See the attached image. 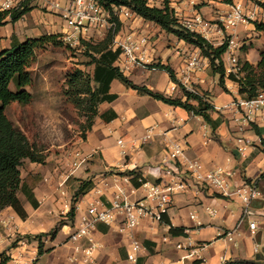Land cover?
I'll use <instances>...</instances> for the list:
<instances>
[{
	"label": "crops",
	"instance_id": "crops-1",
	"mask_svg": "<svg viewBox=\"0 0 264 264\" xmlns=\"http://www.w3.org/2000/svg\"><path fill=\"white\" fill-rule=\"evenodd\" d=\"M68 1L50 0L46 4L49 8L54 4L63 7ZM260 1L264 3V0ZM238 2L248 7L252 4L249 0H232L231 3L226 0H170L171 7L182 22L194 18L196 14L215 22ZM34 12L14 24L0 27V50L10 48L14 35L20 41L42 36L37 33L44 30L43 23L47 27L50 21H56L54 27L60 31L57 33L70 32L60 10L54 9L59 15L56 20H51L48 14L44 18ZM133 17L145 28L131 33L126 27L118 36H123L121 39L128 35L144 37L149 32L148 58L154 64L170 66L177 80L182 82L187 61L200 50L168 35L152 23ZM95 33L97 37L102 35L95 29H89L83 37L88 35L92 38ZM235 34L240 43L233 56L239 63L248 61L257 66L261 60L259 50L263 48L258 46L256 38L262 36L264 39V34L256 31L254 24L240 25ZM213 36L215 38L209 41L216 47L221 46L222 42H215L222 39L220 34L214 32ZM223 60L227 66V54ZM206 65L205 71L193 74L191 84L204 93L215 108L212 118L220 121L215 130L200 116L139 95L114 81L112 92L119 98L99 107V116L86 140L76 143L71 151L66 150L64 145L58 146L57 149L61 150L44 155L42 164L25 160L21 168L22 179L32 185L40 206L34 209L26 196L20 194L19 199L28 213L26 220H22L12 208L0 213V254L9 258L6 264H227L251 262L258 256L259 246L264 241L262 198L253 203L251 221L257 224L253 234L248 222H240L243 210L240 200L225 198L214 189L198 184L184 167L189 162H199L204 167L203 174L221 168L231 175L233 186H262L263 190L259 189L264 193V179H261L264 174V108L256 113L250 124H242L241 112L235 104L245 98L239 95L238 85L226 79L225 87H222L217 81L219 75L212 72L208 59ZM121 69L137 85L147 86L168 97L182 96L180 88L172 94L171 88L176 84L165 71L158 70V81L139 84L134 76L137 68L128 64L127 71L123 65ZM148 74L151 75L152 71L149 70ZM26 90L33 96L28 87ZM108 111L118 116L109 123L101 118ZM239 125L243 128L239 129ZM147 135H150L149 139H146ZM173 143H180L184 154L178 163L169 164L168 149ZM76 150L86 157V161L70 175V155ZM133 170L147 182L162 187L185 184V189H178L173 195L166 214L170 224L149 218L140 223L135 238L142 249L136 262L128 259L129 252L132 253L131 241L118 233L120 218L112 226L98 224L80 243L71 242L70 236L97 197L96 191L100 192L98 196H102L106 205L118 189L123 190L129 201L145 198L142 188H134L130 177L120 175ZM88 179L93 180L94 188L77 198L75 218L69 219L70 211L65 206L75 202L74 194L79 187L77 180ZM249 180L250 183L247 182ZM171 227L185 229V235L172 236ZM53 232L54 237L50 235ZM232 233L233 240L228 237ZM37 235H44V249L49 250L42 256L38 254ZM93 245L95 247L91 249Z\"/></svg>",
	"mask_w": 264,
	"mask_h": 264
},
{
	"label": "trees",
	"instance_id": "trees-1",
	"mask_svg": "<svg viewBox=\"0 0 264 264\" xmlns=\"http://www.w3.org/2000/svg\"><path fill=\"white\" fill-rule=\"evenodd\" d=\"M30 1L25 0L19 9L11 13L0 11V27L8 23L14 24L28 14L31 11ZM226 1L228 3L232 2V0ZM249 1H253L264 9V3L258 0ZM96 2L113 17L115 10L126 8L133 16L160 27L168 35L174 36L179 41L200 50L201 55L208 59L212 72L219 75L220 85L225 87L226 79L232 81L238 85L239 95L242 98L253 99L261 91H264V51L260 54L261 60L257 66L248 61H240V73L238 75H228L223 60L228 49L227 43L216 47L200 34L188 30L178 18L175 9L171 7L170 0H164L163 5L160 7L151 5L149 0H96ZM116 23V33H118L122 24L118 19H116ZM254 26L256 31L264 33V23L255 22ZM60 37L58 34H46L38 38H28L25 41H20L14 35L10 48L0 50V213L7 208H12L22 220L28 218V213L19 199L20 194L26 196L34 209H38L40 204L34 194L32 185L22 179L21 168L25 160L42 164L45 157L35 149L25 134L19 131L9 119L6 109L16 102L27 104L31 101L32 95L26 90L33 82L30 67L37 58V52L47 44L57 45ZM79 49L88 62L78 65L67 74L63 97L67 103L78 109L85 117L86 134L93 129L95 119L99 116V107L104 103H112L119 98L118 94L112 92L114 81L120 82L139 95L152 97L167 105L182 108L195 116H200L214 130L220 124L219 120L212 118L215 108L205 99L206 95L202 92V94H196L188 91L180 84L175 71L168 65L159 63L150 67L167 72L172 81L180 87L181 97H168L163 93L149 89L147 86L137 85L130 80L118 65L122 50L115 46L113 34H108L102 40L81 38ZM81 67H91L92 70L87 72ZM117 117V114L113 111L101 115L103 121L107 123ZM86 138L87 135L84 136V140ZM120 175L130 177V182L136 189L141 188L147 182L141 174L134 170ZM139 179H142V182ZM261 179H264V174ZM77 181L79 187L74 194L75 200L94 188L92 179ZM247 182L250 183L251 181ZM257 184L259 185L258 182ZM68 216L69 219L75 218L74 209L69 212ZM162 222L170 224L166 215L163 216ZM170 234L172 236H182L185 235V229L171 227ZM50 235L54 237L55 232ZM43 237L44 235L35 236L39 240V256L49 251L44 249ZM0 259L1 264H6L9 261V258L4 254H0ZM227 264L253 263L238 261Z\"/></svg>",
	"mask_w": 264,
	"mask_h": 264
},
{
	"label": "built area",
	"instance_id": "built-area-1",
	"mask_svg": "<svg viewBox=\"0 0 264 264\" xmlns=\"http://www.w3.org/2000/svg\"><path fill=\"white\" fill-rule=\"evenodd\" d=\"M23 0H0V11L11 13L17 10L22 5ZM53 9H58L62 12L67 27L69 28L70 37L68 39H75L80 41V37L89 29H95L100 33L108 27L107 17L110 15L104 11L96 2V0H69L65 6L61 7L58 4L52 5ZM248 5L244 3H235L231 6V10L222 15L217 21L212 22L204 19L201 15L196 16L190 20L182 23L191 32L200 34L209 41L214 32L222 36H228V65L225 66L227 74L238 75L240 73V65L238 59L233 56L239 47V39L235 32L240 25H248L254 20L255 10H249ZM120 10V9H118ZM126 17H131L132 13L126 9L121 8ZM116 11V10H115ZM24 17V16H23ZM210 42V41H209ZM77 44V43H76ZM224 42L221 44L223 45ZM115 46L122 50L120 58V66L127 67L128 64L135 66H147L150 59L147 56V48L149 40L146 37H136L128 35L121 40H115ZM126 65V66H125ZM207 68L206 59L201 53L190 56L186 63L184 79L180 84L188 91L202 94L194 85L191 84L193 74L201 73ZM156 70V68H151ZM180 88L177 84L171 88L172 94ZM207 100V97L205 98ZM208 101V100H207ZM235 106L240 110L242 124H250L256 113L264 108V91H261L253 99H244L238 101ZM239 129L243 125H239ZM147 135L146 139H149ZM120 144L122 142H119ZM184 150L180 143H173L168 149V163H178L183 156ZM86 157L79 151H73L70 155V175L74 174L85 163ZM186 172L197 181L198 184L214 189L219 195L225 198H236L240 200L243 205L241 223L248 222L249 228L253 234L257 229V224L251 221L253 216V203L262 198V191L252 184L244 185L242 187L233 186L231 183V175L221 168L213 169L206 174H203L204 167L199 162H189L185 166ZM142 182V179H139ZM144 190L145 198L139 201H129L125 196L123 190L118 189L109 205L101 199L99 191L95 192V199L88 207L86 213L81 217V221L77 230L70 236V241L80 243L83 239H87L91 232L96 229L100 223L112 226L117 219L121 221L118 226V233L125 235L132 243V253L129 252L128 259L136 262L137 255L142 249L141 244L135 238V231L140 223L149 218L153 221L162 222L163 216L167 214L172 204L173 195L176 190L185 189L184 183H176L174 186L162 187L161 185L146 182L141 187ZM69 211L78 209V200H75L71 206L66 205ZM233 240V233L229 234ZM94 245L91 249H94ZM181 249V246H178ZM258 252V247L256 248ZM91 251L89 252V254Z\"/></svg>",
	"mask_w": 264,
	"mask_h": 264
},
{
	"label": "rangeland",
	"instance_id": "rangeland-1",
	"mask_svg": "<svg viewBox=\"0 0 264 264\" xmlns=\"http://www.w3.org/2000/svg\"><path fill=\"white\" fill-rule=\"evenodd\" d=\"M25 0L22 1V3ZM47 1L50 3V0H31L29 2V7L31 11L37 16L48 17L51 20H56L55 17L59 16L58 13L54 12L53 8L47 6ZM259 2H262L258 0ZM164 0H151L150 4L153 6L163 5ZM252 4L249 6V10H255L254 20L250 24L264 23V9L251 1ZM240 3V2H238ZM263 3V2H262ZM231 8L227 9V12ZM29 12V13H30ZM28 13V14H29ZM116 19L121 22L120 31L124 28H129V32H133L136 29H144L142 25L133 17H126L123 11L116 10L114 17L109 15L107 17L108 27L103 30L101 37H97L96 33L93 34V39L102 40L108 34H113L115 40L121 39L123 36L119 37L116 33L117 23ZM218 22V21H217ZM56 21H50L46 27V24L43 23L44 30L37 35L42 34L46 35L48 32L50 34H58L61 37L58 39V44H47L45 47L40 49L37 52V58L35 62L30 67V73L33 79L32 84L28 87L32 92L35 99L27 103H13L6 109V114L9 119L14 123V125L21 131L31 144L35 147L37 151L43 152V155H49L56 153L58 146L64 145L65 149L71 151L76 147V143L84 141V136L86 134V119L80 111L74 108L71 104L66 102V99L63 97V89L65 88L66 76L69 72L74 70L78 65L82 63H87L88 60L83 56L82 51H80V41L75 39H68L70 37L69 33H57L60 32L54 26ZM134 26V29L132 28ZM25 28V27H24ZM149 30H147L148 32ZM149 33V32H148ZM148 33L144 37L148 38ZM152 33V32H151ZM49 34V35H50ZM264 34V33H263ZM25 36V34H24ZM222 37V36H221ZM81 38H86L89 40L91 38L88 35ZM210 38H215L211 36ZM258 41V46L264 49V39L261 37L256 38ZM228 41V36H225V39H217L215 42H224ZM77 43V44H76ZM168 43V42H167ZM169 45V44H167ZM260 49V53L264 51ZM192 56V55H191ZM153 61L147 66H138L134 72L136 81L139 84H143L146 81H158L159 72L158 69L151 70L150 66H154ZM87 72H91V67H81ZM125 71L128 68L123 67ZM151 70L152 74L149 75L148 71ZM219 81V77L217 78ZM263 190L262 186H259ZM264 201V193L262 196ZM240 205L238 204L237 207ZM260 254L255 256L251 262L256 264H264V241L259 246Z\"/></svg>",
	"mask_w": 264,
	"mask_h": 264
}]
</instances>
